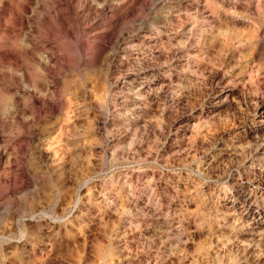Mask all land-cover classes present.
<instances>
[{
    "label": "rangeland",
    "instance_id": "obj_1",
    "mask_svg": "<svg viewBox=\"0 0 264 264\" xmlns=\"http://www.w3.org/2000/svg\"><path fill=\"white\" fill-rule=\"evenodd\" d=\"M0 264H264V0H0Z\"/></svg>",
    "mask_w": 264,
    "mask_h": 264
}]
</instances>
